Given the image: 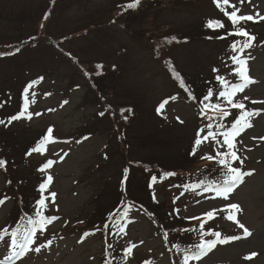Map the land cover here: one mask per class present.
<instances>
[{"label":"rangeland","instance_id":"374dc122","mask_svg":"<svg viewBox=\"0 0 264 264\" xmlns=\"http://www.w3.org/2000/svg\"><path fill=\"white\" fill-rule=\"evenodd\" d=\"M128 1L0 0V52L27 42L18 52L0 56V153L6 155V165L0 167V195L6 191L0 230L11 224L24 232L28 218L19 216L33 213L40 193L43 215L58 217L43 229L37 225L33 243L20 255H14L20 249L12 246L10 233L1 235L0 261L184 264L185 252L197 250L194 231H184L194 229L195 219L188 218L201 219L236 203L241 209L236 219L250 235L244 237L227 214L216 218L205 227L241 239L218 243L188 264H264V103H259L264 101V0H230L239 8L237 15L254 17L237 27L255 37L242 53L254 82L236 93L233 103L243 102L244 110L259 114L233 139L232 150L243 160L233 167L251 175L242 178L227 200L205 191L225 177L223 166L201 157L228 151L219 133L229 130L242 110L218 96L224 89L215 77L240 83L231 56L241 55L245 38L228 35L234 31L232 23L213 0H144L137 9L128 8ZM221 6L233 11L222 0ZM209 20L225 26L207 27ZM234 43L236 53L230 47ZM209 89L213 96L205 101ZM204 104H220L233 115L221 118L210 108L202 112ZM119 107H131L134 116L125 119ZM21 111L24 116L10 121ZM209 123L217 139L202 141L193 155L197 132L205 129L201 138L207 135ZM85 126L90 136L78 138L76 132ZM49 128L53 139L45 150L27 155V147L37 145ZM47 160L55 163L41 170ZM125 169L131 173L128 180ZM169 171L175 175H163ZM150 176L157 179L148 180ZM41 184L47 185L43 191Z\"/></svg>","mask_w":264,"mask_h":264},{"label":"snow or ice","instance_id":"6c2138e0","mask_svg":"<svg viewBox=\"0 0 264 264\" xmlns=\"http://www.w3.org/2000/svg\"><path fill=\"white\" fill-rule=\"evenodd\" d=\"M140 0H134L133 3H129L127 5L128 8H135L138 4H139ZM213 3L216 4V6L218 8H220L221 11L224 12V15L228 17V19L231 21L232 26L234 31L228 33V35H236V36H243L244 42L242 45H239V51L241 53V55H236L233 54L231 56V60L233 61V63H235L236 65H238V67H236L234 69V72L238 75V78L240 80V83H229L228 80H226L223 76L217 75L215 77V79L217 81H219L220 85L223 86L224 90H221L218 92V96L219 97H223L228 104H230L233 108H237V109H241V113L239 115V117L235 120V123L232 124L231 128L227 131L224 132H220L219 134L221 136L224 137L223 140V144L227 145L228 151H222V150H217L215 155H205L202 156L201 159H207L209 161H216L217 164L223 166V175H224V180L222 182V184L215 186L214 188L210 185L209 187L205 188V191H210V190H214L216 193V196L218 197H223L224 199H228L229 197V193H231L234 188L237 186L238 183L242 182V178L246 175H251V173H245L243 171H241V169L239 167H233V162L239 160L240 163H243V160L237 155V153L235 151H233V139L234 137H236L237 135L240 134V132L246 128V127H251V123H250V117H252L253 115H258V112L255 111H246L245 109V104L243 102L237 101L235 103H233V97L236 95V93L238 92H243L244 89L251 83H253L254 81L251 80V78L248 76V70H247V60L245 58H243V49L244 48H248L251 47V42L255 39L254 36H251L247 31H245L242 27H237V25H239L240 21H251L254 19V17L252 15H237V13L239 12V8H237L235 5H230V0H222L223 5H229L230 7L233 8V11L228 12L226 11L222 6H221V0H213ZM241 3H243V0H241ZM257 16H259V13H257ZM47 18V17H45ZM261 19H264V17H260ZM215 25V27L217 28H224V23L220 20H209L206 22V26L207 27H213ZM211 39V37H209ZM219 39H225L226 37L224 36H219L217 37ZM172 39H175V37H173ZM233 53H236L238 50V45L236 43L230 45ZM17 51H19V49H17ZM9 53H0V56L2 55H8ZM102 67L101 65H97V68ZM214 72H217L218 69H213ZM177 78H179V74L177 73ZM40 79H43L42 77ZM32 83H35V81H33ZM181 87H184V83L181 80L180 81ZM29 87H31V85H29ZM25 94L28 93V88H25ZM45 95H50V93H46ZM33 99H32V103H35V93H32ZM213 96V91L212 89H209L207 91V93L204 96V100H210ZM193 99H196V97H192ZM249 98L247 96L244 97V100H248ZM27 100L28 97L27 95L25 96V111L27 109ZM64 103H67V101H64ZM252 103H257V101H252ZM259 103H264V101H260ZM164 105L161 104L160 107L157 109V111L159 112L161 108H163ZM212 109L214 111H217L221 114V118L223 117H227L229 116V112L223 110V108L221 107L220 104H204L203 108L201 109V111L203 112L205 109ZM25 111H21L18 115H13L10 117V121H15L20 119L22 116L25 115ZM37 115H39V113H37ZM100 115H104V113H100ZM28 118H31V114H29ZM211 119V118H210ZM4 121L0 120V124H3ZM219 127L220 125L217 126V131H219ZM206 128L208 129L207 131V135L203 136L201 138V132H204L205 129H200L197 132V138L194 141V148H193V152L192 154L195 155V147L201 145L202 141H206L209 138H211L212 140H216L217 139V132H213L211 131L212 125L211 123H209L208 125H206ZM52 129L49 128L47 130L48 135H46L43 138V141H52L53 137H52ZM43 141L41 143H39L36 147H34L33 149H31V151L29 152V155H31V152H43L45 150L44 148V143ZM217 143H219V141H217ZM223 147V145L221 146ZM63 157H61L62 159ZM55 163L54 160H47L43 165L41 170L43 169H47L49 168L51 165H53ZM6 165V161L0 159V167H4ZM125 173H127V169H125ZM164 176H173L175 175V173L172 172H166L163 174ZM48 181L51 182L53 177L51 175L48 176ZM157 179V177L153 176L152 180L155 181ZM47 187L46 184H41L40 188L43 191L45 188ZM185 188H195L198 187V185H185ZM53 198L52 203H54V199L56 196V193H51L50 194ZM4 201L0 200V204H2ZM37 204L43 208L45 207V198H41L37 201ZM232 210V211H229ZM222 211H225L227 213L226 215V219L228 220H233L237 223V225L243 229V235L244 237H247L250 235L249 230L242 224L239 222V220L236 219L235 213L241 211L240 207L238 204L236 203H230L226 206L225 209H222ZM216 214V210H212V211H208L206 213H204L203 215L205 217H207V219H213L214 216ZM36 215L39 217L38 221H33L30 217L27 219V223L29 225H32V228L30 230H26L25 233L23 234V239L20 240L18 242V235H19V229H16L14 231H12L11 233V237H12V246L14 247H19L20 251L17 253H14V255H20L24 252V250L33 243L32 237L35 235L36 232V226L38 225L40 228H44L45 224L50 223L53 220L58 219V217H54V216H45L43 215V213L41 211H37ZM124 215H127V212L124 213ZM188 219H195V220H199L200 217L196 216V217H190ZM207 221L205 220L204 222H202L199 225V229L201 232V235H211L213 237H215V239H209V240H205L200 244L195 245L194 247L197 249L196 251H191V252H185L184 255V264H188V261L190 259H195L198 260L201 258V256L203 254H205L206 250H210L212 248H214L218 243L219 244H227L230 241H234V240H238L241 239L240 236H221V233L218 231H210V233H205L204 232V225ZM105 228H108V225H104ZM117 227L120 228V231H124V227L117 225ZM99 230V229H98ZM7 230H5L6 232ZM184 231H195V229H185ZM165 236L167 237V233H165ZM0 239H3V237H0ZM48 244H51V241H48ZM132 247H135V245H132ZM177 248H179V245H176ZM36 252H39L41 249L39 247L34 249ZM131 248L127 249V253H131ZM251 255H255V253L251 254ZM250 257H245V259H248ZM0 264H3V261H0ZM107 264V262H106Z\"/></svg>","mask_w":264,"mask_h":264},{"label":"trees","instance_id":"16d2710c","mask_svg":"<svg viewBox=\"0 0 264 264\" xmlns=\"http://www.w3.org/2000/svg\"><path fill=\"white\" fill-rule=\"evenodd\" d=\"M144 0H140V2H139V4L135 7V8H130V9H137V7H139L140 6V4L143 2ZM134 2V0H131V1H128L127 3H126V5H128L129 3H133ZM32 40H31V37H30V40H29V42H31ZM53 41V43H54V45L57 47V42L56 41H54V40H52ZM25 43H27V42H25V41H18L17 42V44H13L14 46H16V45H20V46H18V47H11V49H7V51H6V53L8 52V53H10V54H12V53H15V52H18L17 51V49L18 48H22V46H23V44H25ZM50 43V45L52 44V42L50 41L49 42ZM54 45H51V46H54ZM54 46V47H55ZM55 47V48H56ZM58 48V47H57ZM56 48V49H57ZM20 50V49H19ZM0 53H4V51L3 52H0ZM104 72H106V70H104ZM96 73V72H95ZM107 75V72L105 73V76ZM123 106H125V105H123ZM106 108H108V107H110V105H106L105 106ZM116 109V108H115ZM117 109H119V111H118V114L119 115H121V116H126L125 117V119H129L128 118V114H132V108L130 107V109L129 108H127V107H119V108H117ZM115 115V114H114ZM133 116H134V114H132ZM132 118V117H131ZM131 120V119H130ZM87 126H85V127H83L82 129H80L78 132H76V136L77 137H81V136H83V135H85V134H87V133H91V132H89L88 131V128H86ZM42 138L44 137L43 135H40ZM19 216V215H18ZM18 216H17V218H18ZM25 216H32L33 218H35L36 219V217H37V215H36V213L35 212H33V213H29V214H27V213H25L24 215H20L19 216V218H21V219H25ZM95 221H97V220H95ZM105 221L106 220H104L102 223H105ZM97 227H100V226H97ZM5 230H7V231H12V230H10V229H7V227L6 228H4V231ZM3 231V232H4Z\"/></svg>","mask_w":264,"mask_h":264}]
</instances>
